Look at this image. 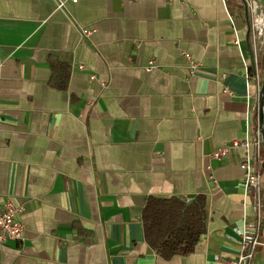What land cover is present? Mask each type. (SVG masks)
I'll return each instance as SVG.
<instances>
[{
	"label": "crops",
	"instance_id": "0c3cea01",
	"mask_svg": "<svg viewBox=\"0 0 264 264\" xmlns=\"http://www.w3.org/2000/svg\"><path fill=\"white\" fill-rule=\"evenodd\" d=\"M67 2L0 0V206L23 208L24 225L0 264H226L255 197L245 147L212 154L243 140L248 119L261 139L241 0ZM198 194L207 231L192 253L161 257L145 238L147 198Z\"/></svg>",
	"mask_w": 264,
	"mask_h": 264
},
{
	"label": "built area",
	"instance_id": "2783aa9c",
	"mask_svg": "<svg viewBox=\"0 0 264 264\" xmlns=\"http://www.w3.org/2000/svg\"><path fill=\"white\" fill-rule=\"evenodd\" d=\"M68 0H56L57 10H62L67 6ZM76 3L77 0H71ZM248 8L253 16L251 21V31L249 39L251 42V53H252V63L246 66V77L247 79L254 78L257 84L258 94L262 87L263 75L261 68L258 66V50L261 44L260 31L263 29L264 24H259L254 21V18L262 17L264 18V9L261 7L257 0H246ZM231 26L236 30V25H234L231 19ZM94 30L83 28L82 35L90 36ZM235 40L239 43L240 39L236 36ZM186 63L191 70H194L199 66V62L192 57L189 53H184ZM3 62L0 59V68ZM253 66L251 69L250 67ZM155 67V61L150 60L147 71H150ZM80 68H83L80 65ZM95 74L92 75V79L96 78ZM259 124V117L257 118V125ZM247 130L246 136L243 140H233L225 143L223 146L218 148L213 152L212 155L216 158H222L230 154L232 151L239 148V146H244L245 156L240 162L241 168L244 170L243 184H244V196H248L253 193L255 197L254 201V211L255 215L251 221L245 220L243 227L237 229L236 233L239 237V252L235 257H229L226 260V264H254V259L256 257V252L259 247H264L263 231H264V221H263V207H264V168L261 167V160L263 157V143L260 137H257L254 141L249 140L252 131V125L249 119L246 121ZM254 146V151L252 152V147ZM23 208L14 205L12 201H6L0 206V245L8 241H23L24 240V225L23 220L20 218Z\"/></svg>",
	"mask_w": 264,
	"mask_h": 264
},
{
	"label": "trees",
	"instance_id": "16d2710c",
	"mask_svg": "<svg viewBox=\"0 0 264 264\" xmlns=\"http://www.w3.org/2000/svg\"><path fill=\"white\" fill-rule=\"evenodd\" d=\"M260 64L258 59L259 68ZM65 82L66 78L63 85ZM253 111L257 121L258 108ZM146 201L142 215L147 243L165 259L192 253L207 231V197L203 194L195 197L154 195Z\"/></svg>",
	"mask_w": 264,
	"mask_h": 264
},
{
	"label": "water",
	"instance_id": "95a60500",
	"mask_svg": "<svg viewBox=\"0 0 264 264\" xmlns=\"http://www.w3.org/2000/svg\"><path fill=\"white\" fill-rule=\"evenodd\" d=\"M241 4L243 5L244 11H245V23L247 25L246 39L250 41L249 35H250L251 27H252L251 21L253 20V16L248 8L246 0H241ZM254 21H256L259 24H264V18L262 17L254 18ZM262 82L263 84H262L259 94L257 95L258 97L256 99L255 105L259 111V124L258 125H259V132H260L263 147H264V76H263ZM258 264H264V258Z\"/></svg>",
	"mask_w": 264,
	"mask_h": 264
}]
</instances>
